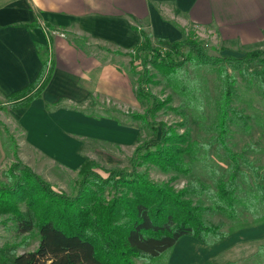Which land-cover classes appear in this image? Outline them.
<instances>
[{"label":"trees","instance_id":"1","mask_svg":"<svg viewBox=\"0 0 264 264\" xmlns=\"http://www.w3.org/2000/svg\"><path fill=\"white\" fill-rule=\"evenodd\" d=\"M183 47L188 50L183 52ZM130 55L132 70L140 75L138 96L150 102L145 114L132 116L148 122L160 132V138L135 148L131 169L115 168L101 173L95 161L84 160L72 194L56 188L17 159L6 171L10 183H0V215H8L20 235L37 231L40 241L35 250L23 253L17 251L16 244L0 246V264H137V260L151 263L186 236L209 246L225 240L229 233L223 230L222 223L207 220L208 213L238 222L242 207L264 221V186L259 184L258 192L240 195L242 186L236 169L242 163L250 167L253 164L245 155L234 153L227 143L231 124L250 129L249 116L232 106L236 76L226 70L220 72L223 88L217 101L215 123L202 124L213 135L209 142L191 140L189 128L183 134H176L165 122L148 121L169 100L147 89L153 82L152 68H156L168 85L185 98L183 105L204 114L202 86L197 80H190L187 73L182 76L185 66L210 64L224 68L228 64L245 78L249 65H264V50L242 56H211L201 41L191 37L171 42L169 49L164 50L152 46L150 36L144 34V40ZM254 74L259 75L264 93L263 76ZM52 75V64L44 62L39 77L28 87L12 93L5 103L0 102V111L6 106L29 107L42 95ZM214 145L224 149L231 160L229 170L220 176L207 164L210 172L218 175L213 178L214 187L200 179H191L185 187L176 189L169 181H156L139 169L153 165L166 173L175 172L172 179L189 176L195 163L206 162Z\"/></svg>","mask_w":264,"mask_h":264},{"label":"crops","instance_id":"2","mask_svg":"<svg viewBox=\"0 0 264 264\" xmlns=\"http://www.w3.org/2000/svg\"><path fill=\"white\" fill-rule=\"evenodd\" d=\"M144 34L152 43L191 35L225 49L264 50V0H0L3 103L33 83L44 62L53 66L40 97L10 108L30 154L81 165L85 139L135 142L132 122L108 108L97 114L80 107L96 109L92 99L136 106L129 54Z\"/></svg>","mask_w":264,"mask_h":264},{"label":"rangeland","instance_id":"3","mask_svg":"<svg viewBox=\"0 0 264 264\" xmlns=\"http://www.w3.org/2000/svg\"><path fill=\"white\" fill-rule=\"evenodd\" d=\"M197 39L204 44V48L211 56H242L250 51L225 49L222 43L214 39L202 41L196 36H186ZM152 46L161 49H169V42L155 41ZM223 46V47H222ZM187 47L182 51L186 52ZM253 51V50H251ZM132 61V57L129 54ZM152 68V67H151ZM228 71L237 78L235 85L236 94L232 106L237 111H242L249 116L250 129L247 130L239 124H231L230 137L227 143L236 154L245 155L253 167L241 164L236 169L238 181L242 186L241 196L258 192L259 184L264 186V93L261 88L260 73L264 78V65L254 63L248 66L247 76L244 78L239 70H234L228 64L223 67L212 65H192L187 64L182 71L187 73L190 80H197L202 86V95L204 101L205 113L192 107L183 105L185 98L173 90L167 83L165 76L156 68H152L153 82L147 85L152 93L163 100H169L166 105L155 113V117L150 116V122H165L169 127L175 130L176 134H183L189 128L191 140H202L209 142L213 136L207 133L202 124L211 126L215 123L217 116V101L221 97L223 88L221 71ZM137 75L136 86H138ZM252 80V82H250ZM8 99V98H6ZM5 97L0 93V102H4ZM97 102L94 108L87 107L83 111L87 113L102 114L105 109H109L114 118L132 122L136 128V140L134 143L120 145L111 140L85 139L81 155L85 159L95 161L96 169L104 173L105 170L115 168L131 169L132 156L135 148L142 143L160 138V132L155 131L146 121L134 119L133 114H145L150 107L147 99L138 97L136 106H127L123 102L116 104H102V100H90ZM109 105V106H108ZM7 108V106H6ZM0 112V183H10L6 177V171L17 159L21 160L33 168L34 171L42 175L46 180L52 183L56 188L72 194L75 191L77 181L79 180L80 163H62L52 158L42 155L36 151L35 154L28 151L23 144L24 131L16 121L17 111H11L7 108ZM187 123L183 125L185 122ZM214 169L219 176L226 173L231 160L225 155L224 149L217 145L209 150V158L197 162L193 165V171L189 176L179 175L176 179L172 177L175 172L166 173L153 165H143L139 169L149 173L150 177L156 181H169L176 189H182L189 180L200 179L213 187L214 176L218 175L210 172L208 165ZM213 174V175H211ZM212 176V177H211ZM209 204V202H207ZM240 209L239 221L230 220L225 216L215 213L206 214V219L214 224H223V230L229 235L227 238L214 245H206L191 236L183 237L178 241L175 247L167 251L161 258L151 263H145L143 260H137V264H264V221L257 219L251 212L244 208ZM259 212H263L260 206ZM39 236L37 231L27 235H20L14 227V222L8 215H0V246L5 244H16L19 253L35 250L39 245Z\"/></svg>","mask_w":264,"mask_h":264}]
</instances>
